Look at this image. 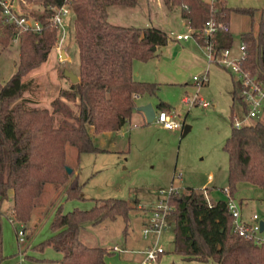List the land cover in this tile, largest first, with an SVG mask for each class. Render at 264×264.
I'll list each match as a JSON object with an SVG mask.
<instances>
[{"label":"trees","instance_id":"trees-1","mask_svg":"<svg viewBox=\"0 0 264 264\" xmlns=\"http://www.w3.org/2000/svg\"><path fill=\"white\" fill-rule=\"evenodd\" d=\"M40 10H30L42 25L40 32H19L6 22L0 7V45L8 47L19 40V62L15 73L0 84V260L3 256L2 206L13 193L10 220L26 234L34 211L42 208L47 184L66 186L68 200L85 199L79 174L73 180V170L67 160V146L80 155L108 150L95 145L91 134L116 132L130 120L137 108V98L155 96L159 83L136 80L134 61L147 62L159 56L158 49L167 45L169 34L155 26H121L109 21V6L136 7L139 0H70L74 16V38L79 50V82L61 89L51 108L29 106L24 96L31 90V81L24 78L39 69L48 59L58 39V29L51 24L53 7L65 0H38ZM170 9H179L189 23L193 38L205 44L203 30L213 20L216 31L213 42L214 61L226 49H232L234 36L229 28L230 15L235 12L249 16L254 24L255 8H231L225 0L211 4L205 0H163ZM227 28V29H225ZM244 48L242 67L264 85V21L241 35ZM224 68V67H223ZM227 70L226 68H224ZM228 71V70H227ZM229 72V71H228ZM233 81L234 104L231 111V132L224 150L228 156V193L233 195L240 182L264 190V123L245 122L235 125V102L242 112L247 106L241 96L243 84L229 72ZM206 82L200 83L204 86ZM66 101L77 102L74 111ZM158 111L170 110L164 101ZM61 115V118H57ZM72 169V168H71ZM167 217L174 232V251L183 259L216 264H264V243L259 246L234 231L227 199L209 205L205 192L187 188L182 194H170ZM133 204L126 199L107 198L91 209L75 208L64 212L59 206L52 221V235L35 246L42 251L52 246L62 254L51 264H106L111 250L90 246L81 236L87 225H99L105 220L129 219ZM36 230V227H34ZM35 260V258L33 259Z\"/></svg>","mask_w":264,"mask_h":264},{"label":"rangeland","instance_id":"rangeland-1","mask_svg":"<svg viewBox=\"0 0 264 264\" xmlns=\"http://www.w3.org/2000/svg\"><path fill=\"white\" fill-rule=\"evenodd\" d=\"M19 1L26 12L41 9L38 0ZM228 1L232 5L233 2ZM139 8L145 12L148 10L155 25L163 28L173 39L167 49L163 50L162 57L167 56L166 59L170 60L169 50L175 47L177 52L182 46L197 53L190 47L194 42L193 37L187 43L179 44L174 40L177 34L190 35V30L178 13L172 14L168 10L163 0H149L148 3L146 0H140ZM146 18L149 19L148 15ZM240 18L247 19L242 16L236 17L233 23L242 27ZM111 20L114 21V11H111ZM66 24L68 30L60 50L54 46L53 50L56 52L52 51L39 69L33 70L24 78V81L32 80L31 90L24 94L31 100L28 102L29 106L51 108V103L60 95V90L69 89L72 85L70 79L64 75V71L69 70L79 74V50L74 38L73 14L66 19ZM201 50L198 56L209 65L206 64L201 68L202 65L199 66L193 63L190 57H186L183 63L181 62L166 76L170 79V83H159L155 96L144 95L137 99V104L151 103L156 107L160 101L168 103L173 110L164 111L175 115L183 126H189V132L183 136L181 130H163L156 120L145 123L141 115L137 114L132 124H128L118 133L96 134L91 129L95 145L110 151L84 153L80 155L78 161V151L68 145L67 160L73 170L71 180L79 174L85 199L67 201L64 197L66 186L56 189L54 185L47 184L43 195L44 206L35 210L33 217V221L38 218L42 222L38 223L36 230L31 223L26 233L30 234V237L26 238L23 234L24 239L20 241L19 230L22 231V228L10 220L12 198L9 196L2 206L4 259L0 260V264H48V261L60 260L62 254L52 246H46L42 251L35 250V246L45 242L52 235L54 213L60 205L66 213L75 208L91 209L98 201L107 198L128 200L133 204V210L127 222L122 217H118L116 220H105L99 225H87L81 238L90 246H103L107 249L112 247L113 250V246L118 245L122 249L136 251L146 250L149 245L156 244L157 237L154 234L144 238L143 228L149 220L151 211L169 196L170 190H174L172 194H182L187 188H195L205 192L212 202L227 199L223 191L228 187V156L224 145L231 132L233 81L231 74L222 66L209 62L206 48ZM62 51L65 52L66 58L61 56ZM242 54L240 35L236 33L231 56L240 58ZM18 62V39L16 42L11 40L6 48L0 45V84H4L15 73ZM139 66L143 72L147 71V68L154 70V67L151 68L144 63ZM203 74L208 82L200 86L194 77H202ZM196 97L211 105L205 107L203 103L193 104ZM185 98H188L189 102L185 101ZM66 102L74 111H78L77 102ZM235 111L239 120L264 123V107L257 118L248 120L242 115L238 101L235 102ZM61 117L57 115L58 119ZM244 184L233 195L239 204L242 220L247 222L251 220L250 217L257 215L260 221H264V190L249 183ZM173 241V229L163 230L158 245L166 252L152 264H215L213 261L205 263L183 261L180 255L175 253ZM20 253L26 258L21 260ZM144 258L143 254L134 252L114 253L106 257V264H136Z\"/></svg>","mask_w":264,"mask_h":264},{"label":"built area","instance_id":"built-area-1","mask_svg":"<svg viewBox=\"0 0 264 264\" xmlns=\"http://www.w3.org/2000/svg\"><path fill=\"white\" fill-rule=\"evenodd\" d=\"M216 1L217 0H210V3L214 4ZM0 7L2 8L3 16L6 22L14 24L19 32H40L42 30V25L40 22L31 16L29 12L24 11L19 0H0ZM51 9L54 11L51 24L56 29H58V39L55 46L58 50H60L65 41L68 30L66 19L71 14H73L70 0H65L63 5L56 6ZM215 31L216 27L213 20L208 21L203 30L205 44L201 45L203 48L208 50V60L212 63L215 57L213 53V42L211 37ZM191 37L193 36L189 34H178L175 36L177 40H188ZM13 41L16 42L17 38H14ZM242 49L244 54L243 46ZM243 54L240 58H234L231 56V49H226L217 59V63L231 72L234 77L243 84L244 90L242 91L241 96L244 98L247 106L245 119L248 120L257 118L262 110V107H264V85L259 83L255 76H252L242 67L241 61ZM194 80L198 83H203L207 82L208 79L204 75L202 77L195 76ZM185 101L189 102V99L185 98ZM202 103L205 107L210 105L209 102L202 101V99L199 97H196V99L193 101V104ZM155 120L161 124L163 128L168 130L180 129L183 127L182 123L175 118V115H172L164 110L156 112ZM243 123H245L244 120H239L237 116L235 117V125L240 126ZM173 191V189L170 190L168 195H170ZM224 192L227 195V206L233 218L234 231L239 233V235L243 236L244 238L252 240L255 244L261 246L264 243V230H261V221L259 220L258 216H253V222L243 221L239 204L234 198L229 196L228 187L224 189ZM205 196L209 205H212L209 202L206 193ZM168 198L169 196L161 201L160 204H158L156 208L151 211L148 224L143 229L145 238H147L150 234H154L157 237V240L155 245L148 247V249H146L144 252L145 258L142 264H152L153 262H156L159 256L165 252V249L158 245V239L162 231L169 227L167 217L170 214L171 207L168 204ZM19 235L21 236L20 241H23V231L19 230ZM114 250L118 251L120 249L115 246Z\"/></svg>","mask_w":264,"mask_h":264},{"label":"crops","instance_id":"crops-1","mask_svg":"<svg viewBox=\"0 0 264 264\" xmlns=\"http://www.w3.org/2000/svg\"><path fill=\"white\" fill-rule=\"evenodd\" d=\"M147 3L149 2V0H146ZM233 3L232 5H230L229 1L228 0H225L226 4L231 7V8H255L257 9V13L254 17V24H253V21L252 19L247 16V15H244V14H239V13H235L233 12L231 15H230V19H229V28H230V31L231 33L233 34H238L240 35V39H241V35L243 33H246V32H249L251 31V29H254L257 27V24L259 21H264V0H231ZM210 2V1H208ZM167 6V5H166ZM140 0H139V4L138 6L136 7H124V6H118V5H114V6H109L108 7V18H109V21L110 22H120V23H116V25H121V26H136V27H147V26H155V27H158L157 25H155L156 23H154L152 20H151V16L149 15V11L147 10V12L143 11V10H140ZM162 7V6H161ZM139 10H136L138 9ZM169 8V7H168ZM162 9V8H161ZM172 14H176L178 13L181 16L180 14V10L179 9H168ZM111 11H114V21L111 20ZM148 15V18H146V16ZM246 17L247 19L245 20V18H240L242 19L241 20V26L240 27L239 25H235L233 23V19L234 18H238V17ZM182 19H184L182 17ZM188 29L190 30V35H192V31L189 27V23L186 19H184ZM122 22V23H121ZM140 22V23H138ZM236 27V29H235ZM162 30H164L163 28L161 27H158ZM165 31V30H164ZM184 34H187V33H184ZM178 35V34H177ZM176 36V35H175ZM190 39V38H189ZM189 39L188 40H177L176 38H174V40L176 42H178L179 44L180 43H183V42H189ZM170 41H173V39H171L170 37V40L169 42L167 43V45H165L164 47H161L158 49L159 51V56L158 57H155L147 62H142V61H134L133 63V73H134V77L136 80H139V81H144V82H156V83H170L171 81H169L170 79L166 78V76L171 73L172 71L175 70V68H177V66H179L181 64V62L183 63L184 62V59H186V57H190L192 59V62L197 65H202L201 68L207 64V62L203 59V58H200L198 55L201 53V49L203 48L195 39H194V42L193 44H190V47L197 53H193L189 50H187V48H184V46H182V49L180 51H177L175 52V47L172 49H170V53H171V57H170V60H167L166 58H168L167 56H164L162 57V53H163V50L164 49H167V47L170 45ZM56 52V50H53ZM200 52V53H199ZM66 55V54H65ZM191 62V61H190ZM141 63H144V65H150V67H154V70L150 69V68H147V71L143 72L141 71V68L139 65H141ZM212 63V62H210ZM209 65V64H207ZM148 75V77L146 76ZM205 74H203L204 76ZM150 78H153V79H150ZM149 80V81H148ZM152 80V81H151ZM208 82V80H207ZM206 82V83H207ZM140 98V97H139ZM137 98V99H139ZM148 103H143V104H137V107L139 106H143V105H146ZM211 105V104H210ZM209 105V106H210ZM153 106L155 107L156 109V112H158V109L156 107V105L153 104ZM209 106H206V107H209ZM173 110V109H172ZM141 115V117L143 118V121L146 123V117H145V114L142 112V111H138L137 108L135 110V112L133 113L132 117L130 118V120L128 121V123L121 129H125V127L129 124H132V120L133 118L135 117V115ZM242 115L244 116L245 118V114L242 112ZM237 116V115H236ZM245 122H249V121H245ZM163 130H166V131H177V130H181L182 131V134L184 136V126L180 129H173V130H168V129H165L162 127ZM190 129V128H189ZM121 130L119 131H116V132H103V133H106V134H110V133H118L120 132ZM189 132V131H188ZM187 132V133H188ZM186 133V134H187ZM185 134V135H186ZM107 150V149H106ZM110 151V150H108ZM244 183H247V182H240L238 183L237 185V188H238V191H239V187L242 186V185H245ZM250 184V183H249ZM252 186V184H250ZM250 187V186H248ZM250 189H253V188H250ZM224 191V189H223ZM10 196L12 198V208H13V193H10ZM209 199V197H208ZM66 200V199H65ZM209 202L211 204H214L215 202H212L209 200ZM242 203V201L240 202V204ZM140 207V206H139ZM11 210V209H10ZM11 214V213H10ZM251 220H247V222H253V217H250ZM42 222V220L40 221L38 218L35 219V221L32 222V226L34 227H37L38 223L40 224ZM103 223V222H102ZM148 224L145 223V226L144 228L146 227V225ZM39 226V225H38ZM38 228V227H37ZM36 228V229H37ZM143 228V229H144ZM171 227L169 226L167 229H170ZM27 233V232H26ZM144 235V234H143ZM145 238V237H144ZM148 238V237H147ZM125 244H127V238H125ZM93 246V245H91ZM117 246L120 250L118 251H115L114 250V247ZM113 246V250L111 249L112 247L109 248V250H111V253L109 255H112L114 253H125V252H134V253H137V254H143L145 256V251L146 250H141V249H138L136 251H134L133 249H122L120 248L118 245H115ZM148 247H151L150 245ZM166 252V251H165ZM164 252V253H165ZM20 258L21 260H23L24 258H26L23 253H20ZM181 259L185 262H194V261H197V260H190V261H187L185 259H183L182 256H180ZM62 258V256H61ZM144 260V259H143ZM143 260H141L140 262L136 263V264H142ZM159 262V261H158ZM197 262H200V261H197ZM202 263H205V262H202ZM215 263V262H214ZM48 264H51V263H48ZM155 264V263H154ZM159 264V263H157ZM216 264V263H215Z\"/></svg>","mask_w":264,"mask_h":264},{"label":"water","instance_id":"water-1","mask_svg":"<svg viewBox=\"0 0 264 264\" xmlns=\"http://www.w3.org/2000/svg\"><path fill=\"white\" fill-rule=\"evenodd\" d=\"M61 56L63 58H66V55H65L64 51H62ZM64 75L70 79L72 84L78 83L79 80H80L79 76L77 74H75L74 72L69 71V70H65L64 71ZM137 110L138 111H142L145 114L147 123L154 122L155 116H156V109L153 106V104L148 103L146 105L139 106V107H137ZM189 128H190L189 126H184V135L189 131ZM67 170H68V173L72 172V169L69 168V167H68ZM260 224H261V230H264V221H261Z\"/></svg>","mask_w":264,"mask_h":264}]
</instances>
